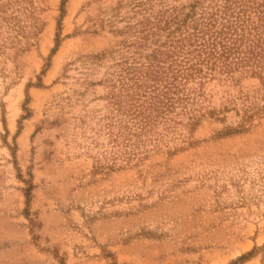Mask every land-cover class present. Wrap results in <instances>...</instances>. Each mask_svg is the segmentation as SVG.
Masks as SVG:
<instances>
[{"label":"rangeland","instance_id":"rangeland-1","mask_svg":"<svg viewBox=\"0 0 264 264\" xmlns=\"http://www.w3.org/2000/svg\"><path fill=\"white\" fill-rule=\"evenodd\" d=\"M223 34L264 0H0V264H264V60Z\"/></svg>","mask_w":264,"mask_h":264},{"label":"trees","instance_id":"trees-1","mask_svg":"<svg viewBox=\"0 0 264 264\" xmlns=\"http://www.w3.org/2000/svg\"><path fill=\"white\" fill-rule=\"evenodd\" d=\"M219 34H222V30L219 31ZM238 41L240 40L235 37L226 36L225 34L219 35V37L211 42L210 45L205 46L206 55L204 57L217 60L220 62V69L226 71L230 70L232 64L247 63L249 60L254 59L264 60V42H261L258 38L255 40H250V43L247 44V47L242 50ZM154 72H156V70H154ZM138 89H140V91L133 90L130 94H133L139 98H147V101H143L144 103L146 102V105L142 103H138L136 105V103L132 102L126 104H121V101L115 102L122 112H127V114H129L131 118L134 119L133 121L131 120L133 122V126H128V124L123 123L116 132L118 133L116 136L121 137L123 139L122 142L126 143L124 146H127L128 140L132 136H139L146 131L147 125L150 123L151 119H154V110L158 112L160 107L164 105V102L160 100L157 92L154 91V88L149 89V93L144 89ZM154 97L156 99L158 98V100L154 99ZM171 104L172 103L167 104V107Z\"/></svg>","mask_w":264,"mask_h":264}]
</instances>
